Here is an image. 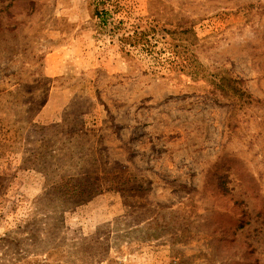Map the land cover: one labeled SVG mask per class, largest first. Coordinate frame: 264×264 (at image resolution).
Segmentation results:
<instances>
[{
    "label": "rangeland",
    "instance_id": "rangeland-1",
    "mask_svg": "<svg viewBox=\"0 0 264 264\" xmlns=\"http://www.w3.org/2000/svg\"><path fill=\"white\" fill-rule=\"evenodd\" d=\"M0 264H264V0H0Z\"/></svg>",
    "mask_w": 264,
    "mask_h": 264
},
{
    "label": "trees",
    "instance_id": "trees-1",
    "mask_svg": "<svg viewBox=\"0 0 264 264\" xmlns=\"http://www.w3.org/2000/svg\"><path fill=\"white\" fill-rule=\"evenodd\" d=\"M95 11L97 13L98 16L101 17V19H103V17H105V12L101 11L104 14H100L97 8H95ZM220 90H224L227 94L229 92V95H231V97H233L235 100L238 101V103H242L243 105H252L255 104L256 100L254 99L253 96H251L250 94H248L243 88H242V82L236 78H231V77H227V76H223L220 79ZM75 192H70V193H66V195H68V197H72L73 196V201L76 202L75 199H77V195L74 196ZM81 201V200H80Z\"/></svg>",
    "mask_w": 264,
    "mask_h": 264
}]
</instances>
